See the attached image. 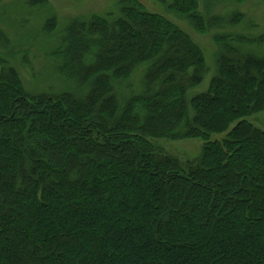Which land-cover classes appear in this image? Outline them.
<instances>
[{"label": "trees", "instance_id": "trees-1", "mask_svg": "<svg viewBox=\"0 0 264 264\" xmlns=\"http://www.w3.org/2000/svg\"><path fill=\"white\" fill-rule=\"evenodd\" d=\"M155 1L213 34L214 72L178 23L118 0L62 32L47 20L63 83L28 91L0 28V264H264V37L237 33L241 12ZM160 140H201L202 154L180 163Z\"/></svg>", "mask_w": 264, "mask_h": 264}, {"label": "rangeland", "instance_id": "rangeland-1", "mask_svg": "<svg viewBox=\"0 0 264 264\" xmlns=\"http://www.w3.org/2000/svg\"><path fill=\"white\" fill-rule=\"evenodd\" d=\"M35 0H0V28L8 35L12 42V52L9 55L13 67H16L28 91L42 93H56L54 90L62 86V81L56 76L55 64L51 59V52L59 43V36L66 24L75 18H87L91 15H106L117 8L118 0H47V7H38L31 3ZM148 9L164 14L175 21L198 42L207 57L211 72L216 68L215 53L218 49L213 34L200 36L191 24L178 16H174L167 9V4L155 0H140ZM171 2L172 0H167ZM200 1L203 15L226 17L233 12L245 14L251 27L243 26L238 30L244 36L257 39L264 37V0H218L217 3L206 0ZM207 2V1H206ZM206 5V6H205ZM56 17L58 29L55 36L46 34L44 28L48 19ZM59 35V36H57ZM264 53V44L262 45ZM14 53V54H13ZM9 61V60H8ZM1 68V65H0ZM142 73L138 70L130 82L132 90L138 93L142 88ZM212 76L206 75L201 88L208 89ZM118 92L126 98L132 95L127 85L117 86ZM58 92V91H57ZM257 125L264 126V115L253 118ZM157 145L167 155L177 159L180 163L194 162L202 154L201 140H160Z\"/></svg>", "mask_w": 264, "mask_h": 264}]
</instances>
